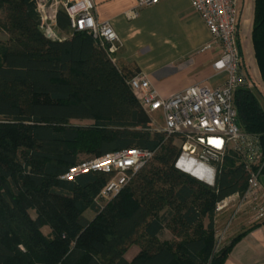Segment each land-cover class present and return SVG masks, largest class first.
<instances>
[{"label":"trees","instance_id":"obj_1","mask_svg":"<svg viewBox=\"0 0 264 264\" xmlns=\"http://www.w3.org/2000/svg\"><path fill=\"white\" fill-rule=\"evenodd\" d=\"M57 27L67 37L49 39L33 0H0V32L7 36L0 39V264H223L259 224L214 249L222 218L216 202L245 188L240 156L227 150L211 185L178 170L179 145L150 130L149 115L126 84L136 72L118 67L86 32L69 33L63 12ZM251 44L264 87V0H253ZM244 78L253 83L246 68ZM258 94L254 84H242L233 105L239 128L258 135L264 156ZM125 148L155 154L102 205L94 198L111 174L60 178L81 154ZM133 244L139 251L127 260Z\"/></svg>","mask_w":264,"mask_h":264},{"label":"built area","instance_id":"obj_2","mask_svg":"<svg viewBox=\"0 0 264 264\" xmlns=\"http://www.w3.org/2000/svg\"><path fill=\"white\" fill-rule=\"evenodd\" d=\"M33 1L38 26L45 37L59 40L64 38L57 27V16L63 12L69 33L86 32L105 49L112 62L115 60L114 53L121 46L120 39L110 23L96 19L92 0ZM135 1L140 8L157 4L160 0ZM190 4L220 49V55L213 61L212 66L216 72L225 74L224 84L213 89L191 85L169 97L159 96L142 72H136L127 78L126 84L148 115L157 111L161 113L162 124L157 125L151 120L150 130L179 141L181 152L174 162L178 170L185 172L178 165V161L186 155L213 170L211 179L207 178L208 171L201 179L213 184L217 166L222 164L227 150L240 156L246 172L245 188L231 193L215 204L216 215L228 211L227 224L223 229L215 231L214 249H218L226 237L227 225L239 215H247L251 222L264 220V189L260 180L264 169V156L258 135L239 128L233 105L234 91L245 81L240 67L237 0H190ZM211 45L206 44L203 49H208ZM154 154L152 150L140 148L109 152L70 166L60 178L73 181L77 176L91 171L111 174L94 198L95 203L102 205L116 196L153 159Z\"/></svg>","mask_w":264,"mask_h":264},{"label":"crops","instance_id":"obj_3","mask_svg":"<svg viewBox=\"0 0 264 264\" xmlns=\"http://www.w3.org/2000/svg\"><path fill=\"white\" fill-rule=\"evenodd\" d=\"M92 1L96 19L110 23L120 39L121 46L114 53L113 62L131 72L144 73L159 96L169 97L191 85L213 89L224 84L225 74L216 72L212 66L220 55V49L199 14L191 7L190 0H160L157 4L140 8L135 0ZM240 6L242 13L246 6L244 17L239 12ZM237 8L240 67L243 75L246 68L253 79L251 83L244 78L243 85L248 88H252L253 84L257 86L258 98L264 108V87L251 44L253 0H237ZM60 34L67 37L65 33ZM6 38V34L0 32V39ZM209 43L211 47L203 49ZM260 180L264 189V173ZM226 213L228 215V211H224L219 217ZM84 216L91 219L94 215ZM232 222L225 241L249 226L259 224L247 230L233 244L223 264H264V220L251 222L247 215H239ZM41 230L44 234L49 233L43 227ZM170 237L169 233L168 237L163 236L164 239ZM130 248L132 245L127 251ZM138 251L139 246L130 258L125 256L126 252L124 257L131 260Z\"/></svg>","mask_w":264,"mask_h":264},{"label":"rangeland","instance_id":"obj_4","mask_svg":"<svg viewBox=\"0 0 264 264\" xmlns=\"http://www.w3.org/2000/svg\"><path fill=\"white\" fill-rule=\"evenodd\" d=\"M245 9H246V6H245L244 11H243V13H242L241 11L243 10V8H242V6H240L239 12L242 13V17H244V15H245ZM241 13H240L239 15H241ZM149 117H150L151 120H153L157 125H161V124H162L161 113H160L159 111L150 113V114H149ZM72 123L77 124V125H87V124H90L91 121H89V120H82V121L73 120ZM174 142H175L177 145H178V143H179V141H178L177 139H174ZM89 158H90V157H89L88 155H86V154H81V155H80V159H82V160H87V159H89ZM212 172H213V170L210 169V172H209V176H210V177H209V179H211V177H212ZM84 214L87 215V216H92V215H94V212L88 210V211L85 212ZM30 215H31L32 217L35 216V214H34V212H33L32 210L30 211ZM221 217H222V218L218 221V224H217V226H216V230H218V229H219V230L223 229L224 226L227 224V220H228V215H227V213H226V215H225V214L221 215ZM233 223H234V222H230V223L227 225V227H226V232H225V235H226V236H227V232L230 231V228H232ZM43 229H44L45 232H47V231L49 230L47 226H43ZM216 230H215V231H216ZM165 236L168 237V232H165L164 237H165ZM223 240H224V241H223V243H224V242H225V238H224ZM226 240H227V239H226ZM137 249H138V245H132V248H130V249L126 252L125 256H126L127 258H130V257L133 255L132 253H135V251H136Z\"/></svg>","mask_w":264,"mask_h":264},{"label":"bare ground","instance_id":"obj_5","mask_svg":"<svg viewBox=\"0 0 264 264\" xmlns=\"http://www.w3.org/2000/svg\"><path fill=\"white\" fill-rule=\"evenodd\" d=\"M178 165L183 167V170L185 172L191 173V175L203 179L205 172L208 171L210 172L206 165L204 164H199L197 161H195L192 158L187 157L186 155H183L180 160L178 161ZM210 177L209 175L207 178Z\"/></svg>","mask_w":264,"mask_h":264},{"label":"water","instance_id":"obj_6","mask_svg":"<svg viewBox=\"0 0 264 264\" xmlns=\"http://www.w3.org/2000/svg\"><path fill=\"white\" fill-rule=\"evenodd\" d=\"M188 174V173H187ZM189 175H191V174H189ZM192 177H194L195 179H197V180H199V181H203V180H201V179H199V178H197V177H195V176H193V175H191ZM204 182V181H203ZM205 183H207V182H205ZM207 184H209V183H207Z\"/></svg>","mask_w":264,"mask_h":264}]
</instances>
